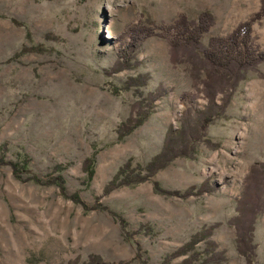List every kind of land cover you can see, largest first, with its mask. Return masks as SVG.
I'll use <instances>...</instances> for the list:
<instances>
[{"label":"rangeland","instance_id":"374dc122","mask_svg":"<svg viewBox=\"0 0 264 264\" xmlns=\"http://www.w3.org/2000/svg\"><path fill=\"white\" fill-rule=\"evenodd\" d=\"M260 6V0H0V159L26 160L19 178L0 165V264H84L90 256L104 264H181L191 251L163 260L208 230L194 244L198 253L211 241L213 252L223 253L219 264H248L236 237L249 233V264H264V61L237 80L233 71L216 77H223L216 88L224 92L200 130L195 113L207 107L201 81L213 74L210 62L191 47L171 62L166 31L180 16L195 21L208 12L213 22L200 39L206 46ZM250 34L252 47L264 52V17ZM125 53L128 60L118 59ZM139 76L142 86L124 89ZM130 117L131 125L143 121L118 137ZM179 127L186 156L176 148L163 168L136 183L143 175L137 166L159 153L168 128ZM89 157L87 181L81 164ZM128 163L121 176L130 183L106 193ZM31 177L42 185L26 181Z\"/></svg>","mask_w":264,"mask_h":264},{"label":"trees","instance_id":"16d2710c","mask_svg":"<svg viewBox=\"0 0 264 264\" xmlns=\"http://www.w3.org/2000/svg\"><path fill=\"white\" fill-rule=\"evenodd\" d=\"M260 8L259 10L250 16L247 20L237 24V26L231 30V32L225 36L224 38L221 37H211L208 39L206 46H202L200 39L201 36L206 33L209 27L212 25L213 19L212 16L208 12L200 13L195 21H189L184 16H180L176 19V21L166 28L167 33L170 35L168 40V44L170 45L171 52H170V61L175 63L177 62L178 55L177 52L180 48L191 47L194 49H199L201 51V56L204 59L209 60L210 64V71L211 73H205L204 80L201 81L202 89L204 92L205 99L207 100V107L204 113H195L196 117H199V121L197 123V127L200 130H203L211 121L212 115L210 113L211 108L214 106V97L217 93L221 95L224 92L223 86L217 87V83L220 82L223 77H220L219 80H216V77L220 75L223 71L230 72L232 71L236 75V79H239L238 73L241 71H246L247 69L252 68L256 64L264 61V52L256 51L252 44L251 38V25L264 17V0H260ZM132 46V50L135 49V44L130 45ZM124 57L118 56V59L121 60H128L126 53L123 55ZM121 61L118 60L115 63L116 66H119ZM198 75V70L195 73ZM144 84V78L139 76L136 78H130L126 81L124 89L130 86H136L137 89ZM151 102V99L148 100ZM147 102V100H146ZM141 102H137L136 106H140ZM221 107L219 106V109ZM190 112V111H189ZM186 114V115H185ZM184 116V120L187 117L188 112L186 111ZM201 114V115H200ZM143 121V117L137 118L136 122L132 124L133 118H128L125 121V124L118 128V137L122 136V131L124 130L126 133L130 132L135 127L139 126ZM184 135L186 132L183 128L179 127L173 132L169 128L166 130L164 138H163V147L156 154L153 158H151L143 167L137 166V170L142 171L143 175L137 174L139 177L136 179V183L142 182L146 180L148 177H151L156 170L163 168L166 163L171 160L173 154L176 155V148H181V153L178 156H186L184 152V146L181 142L184 139ZM177 140V141H176ZM183 149V150H182ZM177 151V150H176ZM171 153H173L171 155ZM8 165L10 167L11 173L16 177L19 178L21 173H23L26 165V160H22V163L17 162H3L0 159V165ZM93 165L94 159L93 157L85 158L81 164V171L85 174L86 180H90L93 175ZM129 167L128 164H124L118 172L114 175V177L110 180L109 183L105 185L106 193L113 190L116 187L127 185L130 182L125 181L121 174L126 175L127 168ZM64 168L61 166H56L54 170L56 172H61ZM122 177V179L120 178ZM120 179V180H119ZM56 182H54L58 188L63 192V182L61 181L60 177L57 176L55 178ZM26 181L42 185L38 178H28ZM119 183V184H118ZM156 187V186H155ZM74 201H78L76 196L71 197ZM95 208V207H93ZM122 227H123V221ZM210 231L208 230L207 233H198L195 234L190 238V240L182 246V248L176 250L171 255L165 257L164 261H168L171 258L179 257L188 251H191L188 260H182L181 264H187L191 262L192 264L194 261H199L200 264H209L214 261V263L219 264L220 261L224 260L222 252H213L214 244L211 241L205 242V248L202 252L198 253L194 249V244L199 240H204L209 237L208 235ZM250 242H251V235L247 233L245 236H241V234H237L236 237V245H237V253L242 256L245 261L249 264L250 263ZM245 246L242 249L239 246ZM84 264H104L102 263L97 257L90 256L88 257V261Z\"/></svg>","mask_w":264,"mask_h":264}]
</instances>
